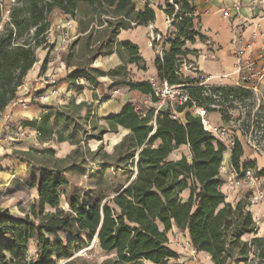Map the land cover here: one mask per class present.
<instances>
[{
	"label": "trees",
	"instance_id": "trees-1",
	"mask_svg": "<svg viewBox=\"0 0 264 264\" xmlns=\"http://www.w3.org/2000/svg\"><path fill=\"white\" fill-rule=\"evenodd\" d=\"M166 2L164 12L174 18L171 25L174 33L172 37L169 33L165 35L164 43L169 47L164 46L163 53H157L154 65L159 81L183 85L190 100L175 111L156 110L152 106L145 114L129 103L119 114L104 117L109 130L118 132L120 126L130 130L116 149L124 151L120 162L134 160L137 167L136 179L106 202L105 198L84 201L75 194L67 201L69 211L59 209L60 189L69 185L65 170L45 169L39 177H34L38 199L31 205V211L23 217L0 211V264H58L65 260H68L65 264H75L74 255L89 246L96 235L102 252L114 255L103 264H145L146 261L181 264V254L170 246L169 233L174 226L182 233L187 232L192 246L198 252H208L214 264L246 263L253 251L258 264H264V238L243 240L258 229L249 208L251 203L247 198L229 202L221 189L226 182L221 168L227 147L204 126L200 116L188 111L202 107L208 113L219 112L228 123L234 115L226 105L234 107L236 100L254 94L244 84L208 86L203 78L184 74L182 64H190L187 56L196 53L186 49V44L206 38L201 33L195 3ZM54 12L77 21L80 33L85 34L82 52L88 58L82 64H75L77 69L66 78L68 84L83 79L98 87L100 78L110 76L114 79L112 89L125 85L129 91H138L152 102L157 101L151 81L128 79L127 64L146 69L139 47L118 40L122 30L148 27L155 22L156 11L151 3L138 9L135 0H17L10 9L9 21L3 23L5 8L0 1V116L17 98L27 74L38 61L37 49L48 45L50 17ZM83 18L87 19L85 24ZM78 40L63 57L67 66L73 65L72 49L81 41ZM114 54L122 61L117 69L106 72L93 66L96 59ZM47 63L48 57L41 74L47 70ZM213 104L217 108H211ZM182 112L184 117H178ZM57 117L74 120L63 110L49 111L40 123L31 122L29 126L40 137L50 139L55 135L52 130ZM52 118L56 120L51 124ZM62 140L65 139H59ZM233 141L230 153L233 171L242 176V171L256 169V162L242 163L243 142L237 137ZM183 145L189 146V155L171 159V154ZM105 157L110 155L105 152ZM256 175L262 177L264 169ZM185 189L190 190L187 199L182 197ZM62 234L71 238L65 239ZM32 240L36 242V252L29 255Z\"/></svg>",
	"mask_w": 264,
	"mask_h": 264
},
{
	"label": "rangeland",
	"instance_id": "rangeland-1",
	"mask_svg": "<svg viewBox=\"0 0 264 264\" xmlns=\"http://www.w3.org/2000/svg\"><path fill=\"white\" fill-rule=\"evenodd\" d=\"M0 1L5 8L3 23H6L9 21L10 9L12 6H14V4H16V2L13 3L12 0ZM166 1H168L170 4H175L173 3V0ZM191 1L193 2V0ZM135 2L138 7L140 0H135ZM147 2L151 3L155 9L163 8L161 4L164 3L165 8L168 6V3L165 1H163V3L162 0H148ZM201 2L202 4H213L214 2H217V0H201ZM226 6H228V4L225 3L222 5V8L225 9ZM176 10H178V8H176ZM58 16V13L54 12L50 17V21L52 22L51 28H54L53 33H59V31H61V33H66V29H70L66 26V21L68 20L64 21V28L60 29L57 26H53L55 24L54 20ZM168 17L171 22L174 20L173 16ZM69 20L75 21L71 18H69ZM82 21L85 24L87 19L83 18ZM173 33L174 28H171L169 31L170 37L173 36ZM154 34L157 37L156 31H154ZM71 36H73V34L65 38L66 42L63 44L64 46H62L61 43L59 45V43L55 42L56 45L60 46V50L56 51L58 53L55 54L56 58L60 56L63 59V57L69 54L71 44L80 39L81 41L78 40L80 42H78L77 45H75L72 49L73 55L71 58V63L82 64L88 58V56L85 57L84 52H82L84 36H78L77 34L74 37ZM95 36L97 35L95 34ZM152 42L154 49L158 53L162 47V40L158 37L157 40ZM204 42L206 41L204 40ZM55 44L49 42L46 46H40L36 51L37 56H42V53L46 54L45 56L51 54L50 52L55 49ZM208 45L210 46V44ZM211 45H213V43H211ZM196 54L197 53L194 55L196 56ZM43 61L41 63H43ZM184 64L188 65V67L190 66L188 63H183V68ZM127 65L126 67L128 69ZM196 66L197 65H194L193 69H196ZM185 71L188 76L200 78L199 72L196 73V71H192V73H194L192 74L187 72L188 70L186 69ZM40 74L30 82L33 85V87L30 88V91L33 92V97L31 100H28L29 102H23V100L19 101L18 99L23 98L26 95V93L21 94L20 96H17V98L10 104V109L14 110L20 106V108L25 110L26 103H35L44 108H54L53 112H57V110H60L62 107H67V109L62 110L66 115L71 114L74 120L72 122L71 120L68 121L67 117H57V122L54 123L56 119L52 118L51 124L52 122L55 124L52 130L54 131L53 134H55V137L52 136V138L48 139L49 141L46 145L41 146L35 144V139L32 132L26 131V133L20 134L19 130L24 129L22 127L18 128L20 125L18 119L21 118L19 115L16 117L10 116V118L6 119L5 115L3 114L2 118H0V121H5L4 125L0 126V167H3L1 168L2 170H0V211H8L12 216L15 215L23 217L31 211V205L36 199H38L36 198V196H38L37 191L32 187L33 185L31 177L33 174H40L39 169H41L44 164L54 166L55 156L58 157L59 155H68L70 153L69 158L67 157L66 159V164L68 163L69 165H72L75 162L84 167L83 172L74 171L68 173L70 183L67 187H64V189L60 190L61 203L59 209L62 207L67 209L66 211L70 210L67 201L70 197L75 196V194L80 195L84 201H89V199L105 198L104 202H106V200L118 195L117 191L119 189H122V187L131 183L137 177L136 161L130 160L128 162H120L119 158L124 154V151L122 149L117 151L116 149V145L120 142V139L126 135V131L122 129H119L118 132L109 130V125L106 120L104 118H100V116L96 113L94 114V110L96 108V104L94 103H92V105H86L84 108H78L76 101L72 103L69 102V104L66 105L63 89L60 90L56 97H51L48 101H40L37 97L48 88L53 86L46 81L38 82ZM109 78L110 76H107L105 79L103 77L99 79L100 85L98 86V89L100 94L103 95L108 92L112 93V96L118 98L125 95L129 91L123 85L112 89L111 86L113 84V80L109 83ZM55 79L57 80L56 87L61 88V86H63L61 83L62 80L60 81L59 78ZM118 79H120V77H118ZM204 82V84L208 86H212L213 84L206 83V80ZM40 84L42 87L39 90L38 88ZM115 91H118V93H115ZM252 93L254 94L253 97L244 99L241 98V101L236 100L233 103L234 107H232L230 104L226 105L230 111V114L234 115V119L228 123L224 121L212 122L210 120V116L213 115L214 112L208 113L207 115L209 125L217 129L215 132L216 137L227 147L221 173L224 175L226 184L230 188L231 186L234 187V183L231 181L234 172L230 166V153L234 145L233 140L235 137L239 138L244 144L242 163L245 164L246 160H250L251 158L255 157L256 162L262 161L263 163H261V166L259 167L256 165L254 172H257L260 167H264V90L259 88L258 91H252ZM148 99V97L140 95H134V97H131L133 103L143 114H145V112L149 111V109L154 106L153 102ZM168 102V105L171 108H175L177 106V102L175 100L170 99ZM210 107L217 108V105L213 104ZM188 111L192 112L195 116L198 115V112L195 111L194 108H191ZM179 117H184V114H179ZM96 127L98 128L96 129ZM103 130L107 131H104L103 133ZM60 138L66 139L68 141L64 144L60 143L57 145L56 140L58 141ZM43 148L47 150L46 154L41 152ZM24 152H27V155H24ZM105 152L108 154L110 153V157L104 158ZM184 154H188V150H178L174 152L173 158H179ZM9 157H14L17 161L19 160V162L24 164V167L19 170H15L17 169V166H14V164L9 161ZM2 160L7 162V165L5 164L6 166L1 163ZM257 178L259 179L254 182L253 187H248V181L243 183L241 187L238 186L241 188L240 192L245 194L244 198L249 200V198L253 195L252 191L264 192V178ZM263 202L264 201L262 200L255 205L258 207L255 211L256 217L258 219L256 222V227L259 226V224L264 223V212L262 210V205L264 204ZM253 207L254 206L252 205L249 206L250 209H253ZM256 233H258L257 228L253 233H248L245 235L243 240L248 241L252 237L264 238L263 233H261L263 236H259V234ZM62 237L65 239L71 238V236L66 234H62ZM173 237L176 239L175 242L179 238L176 236ZM92 240L93 241L89 244V246L77 251V253L74 255V258H77L75 264H103V262L108 259V257L114 256L112 254L106 255L102 252L98 245V239L93 238ZM30 242L31 243L28 248V253L29 255H34L36 252V242L33 240ZM182 244L185 243L182 242ZM184 258L188 260L190 257L184 256ZM203 260L204 259L201 260L198 257V261L201 264H205V261L204 263L202 262ZM67 261L68 260H65L63 262H59L58 264H65ZM240 264H258V259L254 254V251L250 254L249 260L246 263Z\"/></svg>",
	"mask_w": 264,
	"mask_h": 264
},
{
	"label": "crops",
	"instance_id": "crops-1",
	"mask_svg": "<svg viewBox=\"0 0 264 264\" xmlns=\"http://www.w3.org/2000/svg\"><path fill=\"white\" fill-rule=\"evenodd\" d=\"M147 1L148 0H140V3L138 4V9H144ZM163 1L166 2V0H162V2ZM193 2L195 3L198 9V14L200 18V29H201V33H203L204 37L206 38L205 40L206 42H204V40L197 39L194 44L193 43L186 44V49H189L190 51L197 53L196 56L194 54H189L187 56L189 63L190 64L193 63L192 65H197V66L196 69H189L188 65H184V68H182L184 74L188 76L185 71L186 69L188 70L187 72L190 73H192V71H196V73L199 72L200 78H203V80L204 81L206 80V83L209 84L213 83L216 85H227V86L239 85L240 79H239L238 70L240 67V62H243V60L247 58L256 59L259 51L264 46V0L259 1L258 3H253L252 1L244 0L241 10V15L239 17L235 16L230 18L223 16L222 5L225 3L226 4L231 3L233 2L232 0H217V2H214L213 4L212 3L202 4L201 0H193ZM164 4H161L163 8L155 9L156 20L151 24L153 31H156V34L163 37L165 35H168L169 31L172 28L168 23V19H166L167 15L164 12L165 10ZM58 15L59 16L54 20L55 24L53 26H57L58 28L61 29L65 27L64 21L68 19L62 14H58ZM53 29L54 28H51V30L48 33L47 36L48 42L54 44L55 42H57L59 43V45L60 43L63 42L62 41L63 37L66 38L72 34L73 36L71 37H74L76 34L78 36L85 35L80 33L79 25L75 21H73V25L70 27L69 30L66 29V33L64 32L61 33V31H59V33H53ZM149 32H150V25L148 27L138 26L132 28L131 30H122L118 35V40L120 42H131L139 47V51H141V55L144 60L143 65L146 66V69L144 70L143 68H141L140 66L134 63L127 65L128 73H130L129 74L130 77L128 75V79L132 80L133 82L134 81L149 82L158 79L157 67L154 65V60L156 58L157 52L154 49L153 42L149 35ZM164 42L165 41L162 40L161 42L162 47L165 46L166 48H168L169 45L165 44ZM211 43H213V45H211ZM208 44H210V46ZM59 48L60 46L55 44V49L52 52H50L51 54L45 56L46 54L42 53V56L40 55L38 56V61L33 66V68L30 69L29 73L27 74L24 80L22 87L18 91L17 96L26 93V95L23 98L18 99L19 101L23 100V102L24 101L29 102L28 100H31V98L33 97L32 96L33 92L30 91L31 90L30 88H32L33 85L30 82L40 74V71L42 70L41 64H43L41 62L43 60L45 61L47 57H48V63L46 66L47 70L43 74H46V76L59 78L60 81L62 80L61 83L63 84V86H61L60 89L64 90V100H66L65 103L66 105L69 104V102L72 103L76 101L77 105H80L81 103L85 104L82 107L84 108L86 105H92V103H94L96 104L94 114L96 113L97 115L100 116V118H104L112 114H119V112L123 109V107L129 103L134 104L133 101L131 100V97H134V95L144 96L140 94L138 91H134V92L128 91L125 95L120 96L118 98L112 96V93H108V92L102 95L99 93V89H98L99 87H94L92 83L85 81L83 79H80L74 85L68 84L66 82V78L68 77V75L71 74V72H73L77 68L75 64L71 66H67L60 56L56 58L55 54H58L56 51L60 50ZM259 63H261V66L264 68V61ZM121 65H122V61L118 54L98 58L94 61L93 64V66H95L96 68H99L101 71L103 70L106 72L115 70ZM106 77L107 76L103 78L105 79ZM262 78L263 79L261 80L260 83V89L264 90V76ZM112 80L114 79L110 77L109 83L112 82ZM41 87L42 85L40 84L38 89L40 90ZM25 108L26 109L23 110L22 108H20V106H18L13 110L10 109V105H9L3 114L5 115L6 119L10 118V116L16 117L19 115L21 118L18 119V122L20 123L18 128L22 127L25 130V132L23 130L24 133H26V131L32 132L34 135L36 145H41V146L46 145L49 140L44 135L40 137L36 132L35 128L29 126V123L31 122L40 123L43 116L47 114L49 111H54V108L40 107L38 104L35 103L33 104L26 103ZM168 108L175 111L177 106L175 108L166 106L162 109L166 110ZM62 109H67V107H62L60 110ZM182 113H178V114H182ZM3 114L0 116V118H2ZM210 120L212 122L223 121L222 116L221 114H219V112H214V114L210 116ZM4 123L5 121L1 120L0 126H3ZM118 129L125 130L126 135L130 133V130L125 129L122 126H120ZM53 136L55 137V135ZM123 138H121L120 141ZM67 141L68 140L66 139L62 141L56 140V144L57 145L60 143L64 144ZM182 149H184V151L188 150V154L186 155H189L190 148L188 145H183V147H181L179 150ZM41 152L43 154H46L47 150L43 148ZM69 154L59 155L58 157L55 156L54 166L44 164L42 168L39 169L40 174L32 175L31 177L32 185H33V178L39 177L45 169L55 170V171L65 170L64 175L66 178H68V173L70 172H74V171L83 172L84 167L80 164H77L75 162L72 165H69L68 163L66 164V159L67 157L69 158ZM173 154H171L170 156L171 159H175V160L180 159V157L173 158ZM24 155H27V152H24ZM9 159H10L9 161L12 162L14 166H17L16 167L17 169L15 170H19L22 167H24V164L19 162V160L17 161L14 157H9ZM248 162H256V158L254 157L251 158L250 160H246L245 163ZM1 163L4 164V166L7 165V162H4V160H2ZM261 163L263 162L262 161L256 162L258 167L261 166L260 165ZM1 168L3 167H0V170H2ZM262 169H264L263 166L260 167L258 171H261ZM262 178H264V176L260 177V179ZM68 180L70 183V178H68ZM126 186H124V188ZM32 187L37 191V188L34 185ZM240 187L231 186L230 188L225 182V184L222 186L221 189L227 196V201L236 203L245 196V194H242L240 192L241 189ZM248 187L249 188L253 187V183H249ZM252 193L255 192L252 191ZM189 195H190V190L188 189H185L184 192L182 193V197L185 199H187ZM36 198H38V196H36ZM263 201H264V197H263ZM257 208H258L257 206H254L253 209H251L253 218L256 220V222L258 221L255 214ZM263 208H264V204L262 205V210L264 212ZM60 209H64V208L61 207ZM261 233L264 234V223L259 224L258 226L257 234H259V236H263ZM173 236L183 238L185 240L186 239L190 240L188 233L180 232V230L176 226H174L169 233L170 246L181 254V260H186V258H184L183 256L181 245L175 242V237ZM199 258L201 260L204 259L202 262L204 263L205 261V264H214L212 257L208 252H204V251L200 252ZM145 264H153V263L146 261Z\"/></svg>",
	"mask_w": 264,
	"mask_h": 264
},
{
	"label": "built area",
	"instance_id": "built-area-1",
	"mask_svg": "<svg viewBox=\"0 0 264 264\" xmlns=\"http://www.w3.org/2000/svg\"><path fill=\"white\" fill-rule=\"evenodd\" d=\"M17 0H12L13 3H15ZM233 2L228 3V6L225 7V9L222 10L223 16L224 17H239L241 15V10L242 6L244 3V0H232ZM252 1L253 3H258L259 1L263 0H249ZM168 23L170 26L172 25L171 20L167 16ZM66 26L70 28L73 25V21L68 20L66 21ZM149 35L152 39V41L157 40L159 37L161 40H165L166 36H160L157 34H154V31L152 29V26L150 25V32ZM62 46L66 42V39L63 37L62 39ZM163 47H161L160 51L158 53L162 54L163 53ZM264 61V46L263 48L259 51L258 56L256 59L253 58H247L243 60V62H240V67H239V79H240V84H244L248 89L252 91H258L260 88V83L261 80L263 79L262 77L264 76V68L261 66V63ZM185 65V64H184ZM190 69L194 68V65L189 64ZM183 68V67H182ZM46 81L49 84H52L53 86L51 88H48L46 91L41 93L37 98L40 101H48L51 97H56L57 94L60 92V88L56 87L57 80L54 77L46 76V74H40L39 81ZM152 85L154 88V95L157 97V101L153 102L156 110H160L166 106H169V100H175L177 102V106H181L188 102L190 100V96L184 91L183 85L177 86V85H171L168 81L162 82L157 80H152ZM115 93H118V91H115ZM153 106V107H154ZM195 111L198 112V116H200L204 126L213 134L217 131L216 128L211 127L209 125V120H208V112L205 111L204 108L202 107H193ZM179 117V114H177ZM20 134H24L23 130H19ZM255 169L248 168L243 172V175L240 176L238 173L235 171L233 174V177L231 178L232 183H234V187L242 186L243 183H246L247 181L249 183H253L258 180V176L256 175V172H254ZM264 197V192H255L253 195L249 198V203H251L252 206H255L259 202L263 200ZM176 240V239H175ZM178 244L181 245L182 247V253L188 258V260H181L179 259V262L181 264H201L198 261L199 253L191 244V240L189 239H183V238H178L176 241ZM184 242L185 244H182Z\"/></svg>",
	"mask_w": 264,
	"mask_h": 264
},
{
	"label": "water",
	"instance_id": "water-1",
	"mask_svg": "<svg viewBox=\"0 0 264 264\" xmlns=\"http://www.w3.org/2000/svg\"><path fill=\"white\" fill-rule=\"evenodd\" d=\"M96 238H97V235H96Z\"/></svg>",
	"mask_w": 264,
	"mask_h": 264
}]
</instances>
